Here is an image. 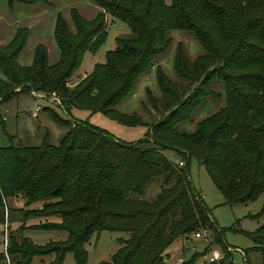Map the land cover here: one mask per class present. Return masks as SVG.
Returning <instances> with one entry per match:
<instances>
[{
	"label": "trees",
	"instance_id": "16d2710c",
	"mask_svg": "<svg viewBox=\"0 0 264 264\" xmlns=\"http://www.w3.org/2000/svg\"><path fill=\"white\" fill-rule=\"evenodd\" d=\"M37 2L51 6L47 0H5L8 8ZM92 2L97 12L89 20L74 8L68 10L72 31L55 12L57 59L52 64L41 44L33 47L27 66L17 63L26 37L23 28L0 47V104L20 92L54 96L68 117L42 108L66 128L55 145L48 143L45 132L35 146L0 147V224L6 220L5 199L19 196L26 206L41 201L39 207L21 211L24 217H59L28 229L65 234L62 240L34 245L9 231L0 264H29L33 256L45 255H52L46 264H62L65 253L72 255L73 264H86L84 244L102 230L125 236L98 264H167L166 247L198 230L220 243L223 229L190 181L189 157L205 169L224 203L264 197V0ZM105 15L124 25L127 33L115 36L103 62H95L68 88L66 81L83 52L94 54L104 41ZM172 30L191 35L201 48L188 63L176 44L172 70L185 84L175 83L155 66L158 102L147 94L158 114L155 120L142 122L135 113L116 110L166 50ZM208 98L222 99L221 106L193 122V113ZM71 109L146 128L140 139L120 141L86 120L71 118ZM164 149L184 163H172L162 155ZM250 236L257 243L264 240V224ZM243 264H249L246 257Z\"/></svg>",
	"mask_w": 264,
	"mask_h": 264
},
{
	"label": "rangeland",
	"instance_id": "374dc122",
	"mask_svg": "<svg viewBox=\"0 0 264 264\" xmlns=\"http://www.w3.org/2000/svg\"><path fill=\"white\" fill-rule=\"evenodd\" d=\"M47 1L50 2L51 6L42 2L29 5L13 3L11 8H8L5 0H0V47L9 43L16 29L23 28L26 30L24 44L16 58L17 63L21 66H27L30 63L32 49L36 44H41L46 49L48 64H52L57 59V50L52 39V25L56 11L60 13L71 31L72 25L68 16L70 8H74L84 20L93 18L97 12L92 0ZM104 24L106 32L104 41L94 54L87 51L83 52L80 63L66 81L68 88H71L79 78L81 79L87 74L95 62H103L104 52L115 46L113 40L115 36L127 33V28L124 25L112 21L107 15L104 18ZM168 34L170 43L166 50L156 57L152 68L138 77L132 92L115 106L116 110L128 114L135 113L142 122L150 123L155 120L158 114L152 109L147 97L149 94L157 102L159 99L154 79L155 66H159L163 73L175 83H179L181 86L185 84V81L175 77L172 70V57L176 44L180 43L184 58L188 63L201 53V48L194 38L187 33L172 30ZM221 104L222 99H206L202 106L193 113L192 121L195 122L204 115L214 112ZM35 106H38L36 112H34ZM43 107H48L60 118H68L54 100L41 95L20 92L3 101L0 104V147L10 144L24 147L35 146L45 132H47L48 143L55 145L65 133L66 128L54 123L42 110ZM69 115L76 120H86L89 124L125 142L140 139L146 128L143 124H122L100 112L88 113L85 110L71 109ZM188 126L191 127L192 125L189 124ZM161 153L172 163L176 164L178 161L184 163V160L172 150L164 149ZM187 168L190 181L201 195L216 226L223 229L221 242L215 244L210 233L204 234L200 238H194L191 234L187 238L174 240L166 247L165 250L169 257H173L174 252L177 251L178 254L173 258L177 257L181 264H208L204 256L211 250H215L219 254L221 253V257L212 264H243L244 257L249 264H264V240L262 239L257 243L250 236L259 225L264 224L263 195L245 203H224L205 169L197 164L192 157L187 160ZM155 188V186L152 187L151 193ZM40 204L41 201L26 206L19 196L5 199L3 213L6 220L5 223L0 224V252L5 253L3 246L4 229L5 236L8 235L9 231L15 230L14 236L27 238L34 245H43L48 241L64 239L65 234L61 231L28 229V226L44 220L52 222L59 220L57 216L41 218L22 215L21 211L39 207ZM124 236L125 234L122 232L106 230L98 232L96 236L92 235L84 244L86 264H98L101 260L108 259L118 246L117 239ZM51 259L52 255L33 256L29 264H46ZM62 264H73L70 253L64 254ZM168 264H172V262L168 261Z\"/></svg>",
	"mask_w": 264,
	"mask_h": 264
},
{
	"label": "built area",
	"instance_id": "2783aa9c",
	"mask_svg": "<svg viewBox=\"0 0 264 264\" xmlns=\"http://www.w3.org/2000/svg\"><path fill=\"white\" fill-rule=\"evenodd\" d=\"M36 95H38V94H36ZM50 98H51L52 100H54L56 103H58L57 98H55L54 96H51ZM37 110H38V106H35V108H34V112H36ZM34 112L32 113L33 115H34ZM177 165H178V166L182 165V162H181V161H178V162H177ZM4 227H5V226H4ZM204 234H207V232H206V231H203V230H198V231L193 232V233H192V236H193L194 238H200V237H202V235H204ZM5 245H6V236H5V229H4V234H3V246H4V248H5ZM237 251H240V250L237 249ZM241 254L243 255V253H241ZM220 257H221V253L219 254V253L216 252L215 250H211L210 252H208V253L204 256V258H205V260H206V262H207L208 264L217 261L218 259H220Z\"/></svg>",
	"mask_w": 264,
	"mask_h": 264
},
{
	"label": "crops",
	"instance_id": "0c3cea01",
	"mask_svg": "<svg viewBox=\"0 0 264 264\" xmlns=\"http://www.w3.org/2000/svg\"><path fill=\"white\" fill-rule=\"evenodd\" d=\"M37 15H38V14H37ZM32 16H33V15H32ZM83 75H84V74H83ZM83 75H82V76H83ZM82 76H81V77H82ZM79 79H80V78H79ZM165 252L167 253L166 250H165ZM176 254H178L177 251L174 252L173 257L176 256ZM173 257H169V255H168V256H167V261H166V263L168 264V261H171L172 264H180V263H181V262L179 263L180 260H179L177 257H176L175 259H174Z\"/></svg>",
	"mask_w": 264,
	"mask_h": 264
}]
</instances>
